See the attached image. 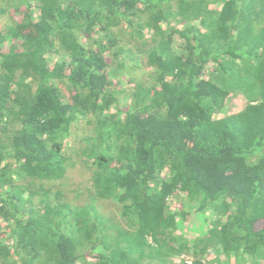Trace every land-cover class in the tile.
<instances>
[{"label":"trees","instance_id":"1","mask_svg":"<svg viewBox=\"0 0 264 264\" xmlns=\"http://www.w3.org/2000/svg\"><path fill=\"white\" fill-rule=\"evenodd\" d=\"M0 17V264H264V0ZM230 93L246 105L214 118Z\"/></svg>","mask_w":264,"mask_h":264},{"label":"rangeland","instance_id":"2","mask_svg":"<svg viewBox=\"0 0 264 264\" xmlns=\"http://www.w3.org/2000/svg\"><path fill=\"white\" fill-rule=\"evenodd\" d=\"M35 14L36 15L38 14V10H36ZM7 19H9V14H7ZM5 22H6L5 17H3V18L0 17V29L5 27L4 26ZM82 41L83 42H87V38L85 36H83L82 37ZM176 44H174V45H176ZM53 56L55 58L57 57L56 55L51 54V55L47 56L48 60H50V61L53 60L54 59ZM237 99L238 100L234 101L233 103L231 102L232 100H230L228 102L227 108L229 109V111L233 112V111L239 109L241 107V104H242L241 102H244L243 100L245 98H243V96L240 95L239 97H237ZM121 106H123L122 103H121ZM114 107H115V105H114ZM81 132H82V130L80 131V133ZM69 169L70 168L68 167V170ZM89 175H90L89 174V170L86 168V166L83 163H78V165L75 168H73V169H71L69 171V176H70L69 184L63 188L66 196H68L69 199H74L76 197V194L74 192H72L71 189L73 188L75 190L76 188L81 186L80 188L82 190L83 189V183L85 181H87ZM67 182H68V179H67ZM78 201H82V199H78ZM184 203H187V202H185V198L183 199V206L186 207L185 209L188 212L192 211L193 208L188 207V204H184ZM190 218L192 219V221L189 220L188 224H184V225L182 224V230L184 232H186V233L187 232L193 233V231H194L193 230V224H194L193 220H194V218L192 216ZM203 228H204V226H203ZM211 256H213L212 253H211ZM187 257L188 256H184V258H186V259H187ZM220 258H221L223 264H227L228 263L223 255H221Z\"/></svg>","mask_w":264,"mask_h":264},{"label":"crops","instance_id":"3","mask_svg":"<svg viewBox=\"0 0 264 264\" xmlns=\"http://www.w3.org/2000/svg\"><path fill=\"white\" fill-rule=\"evenodd\" d=\"M252 61V59H246V62L248 63V62H251ZM252 63H254L253 61H252ZM215 67V64L214 63H209V65H208V67H207V69H209L210 68V72L209 73H211L212 72V70H213V68ZM240 95H233L232 93H230V97L228 98V100H227V102H226V106L224 107V112L225 113H216L215 115H214V118H219V117H222L224 114H232V113H236V112H238L239 110H241L245 105H246V103H247V101L244 99L243 101L244 102H241L242 104H241V107L239 108V109H237V110H235V111H233V112H231V111H229V109L227 108V104H228V102L230 101V100H232L231 102L233 103L234 101H236V100H238L237 99V97H239ZM244 98V97H243Z\"/></svg>","mask_w":264,"mask_h":264},{"label":"built area","instance_id":"4","mask_svg":"<svg viewBox=\"0 0 264 264\" xmlns=\"http://www.w3.org/2000/svg\"><path fill=\"white\" fill-rule=\"evenodd\" d=\"M187 259H188L187 261L190 262V257H187Z\"/></svg>","mask_w":264,"mask_h":264}]
</instances>
